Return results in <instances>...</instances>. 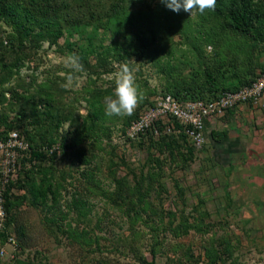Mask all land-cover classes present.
I'll return each mask as SVG.
<instances>
[{"label":"rangeland","instance_id":"1","mask_svg":"<svg viewBox=\"0 0 264 264\" xmlns=\"http://www.w3.org/2000/svg\"><path fill=\"white\" fill-rule=\"evenodd\" d=\"M86 1L95 10L99 8V1L102 12L108 16L115 0ZM122 3L124 7L119 9V15H128L130 19L123 27L124 32L128 30V40L134 39L140 29L141 36L150 35L146 24L136 25L137 21L131 20L139 15L141 4L149 3L157 17L152 25L155 42L144 52L143 62L137 63L133 54L120 62L112 59V72L98 74L71 66L70 58L80 53L79 46L87 44L89 35L98 49L100 45L103 48L110 45L113 39L122 42L123 33L117 35L114 30L122 28L120 22L112 16L111 22L106 23L104 16L99 26L77 28L70 23L59 39L62 48L67 45L65 49L44 42L37 59L29 62L30 66L26 63L5 86L15 87L17 91L24 87L34 90L50 85L51 80L65 75L66 70L74 72V76L64 81L65 98L73 102L82 121L93 109V101H99L96 108L105 111L104 98L113 92V76L121 63L128 64L134 71L139 91L146 93L153 102L158 94L176 88L177 81L181 87L184 79L191 85L189 80L194 75L203 80L205 69L217 59L237 56L233 47L212 44L205 39V31L211 32L214 25L200 14L189 15L183 10L173 12L161 0H124ZM82 4L83 12L87 13L88 6L85 2ZM134 12L136 15L132 16ZM2 27L9 31V26ZM215 52L221 56L218 58ZM93 54L90 61L96 63ZM242 56L241 64L244 63ZM96 89L104 93L96 96ZM141 102L133 113L146 107L147 103ZM14 115L12 112L11 117ZM126 118L128 116H112L106 123L104 119L108 128L98 127L96 138L92 140L97 156L90 164L74 166L63 182L61 209L68 212L70 203H77V208L86 211L81 221L71 211L63 219L57 216L52 222L51 195L42 199L33 190L30 179L22 180V188L18 185L12 188L11 193L19 197L14 199L18 212L16 220L27 231L28 249L20 252L16 238L10 236L13 240L9 242L7 238L0 246L5 250L0 255V264H10L16 257L22 260L27 254L32 257L35 249L41 253L39 258L43 264H142L136 260L128 243H133L147 260L154 257L157 264H264V162L254 174L248 175L247 170L230 173L223 162L211 158L206 138L200 148L193 147L191 158L187 156L190 145L181 137L178 143L181 154H170V148L165 147L161 137L144 138L140 143L138 139L127 141L120 135L121 123ZM79 129L65 122L60 130L72 138L74 131ZM75 143L81 145L80 138ZM19 162L17 178L13 181L29 167L28 162ZM112 162L118 165L113 166ZM142 168L145 173L156 174L157 181L147 200L152 203L133 221V211L129 214L127 211L128 203H123L116 195L114 176L128 175V184L132 186L134 177L129 171L138 172ZM58 177H61L60 172ZM34 179L39 181V175L34 174ZM144 184H148L147 180ZM151 207L166 213L163 221L159 215L151 214ZM170 211L174 219L168 216ZM183 213L189 222L197 224L202 215L205 223L212 227L202 231L193 227L187 233L167 228L165 223L170 219H173L172 227L179 224ZM8 229L13 231L12 227ZM220 238L228 241V253L218 252L210 262L205 249L212 244L216 250Z\"/></svg>","mask_w":264,"mask_h":264},{"label":"trees","instance_id":"2","mask_svg":"<svg viewBox=\"0 0 264 264\" xmlns=\"http://www.w3.org/2000/svg\"><path fill=\"white\" fill-rule=\"evenodd\" d=\"M123 1L115 0L110 8L112 12L110 15L105 16L99 1H97L99 8L95 10L89 7L90 4L86 0H0V137H4L9 131L14 130L24 135L29 146L20 158L21 163L26 164L28 162L29 167L26 169L24 167L25 170L19 174L18 179L11 181L6 188L7 228L5 231L0 232V246L8 237L13 236L16 238V246L20 252L25 253L28 249L27 231L16 220L18 212L17 207L14 206V199L19 197L11 193L12 188L16 185H18V188L23 187L20 184L23 179L32 181L33 190L42 199H47L48 194L51 195L49 209L53 210V217L50 219L52 222L57 219V216L63 219L71 211L75 212L78 220L84 219L83 215L86 214V211L77 208L78 204L75 202L70 203L68 212L61 209L63 182L69 178L74 166L90 164L97 156L92 140L96 138L95 133L98 127L108 128L105 124L106 120L112 117L106 116L105 111L101 112L96 108L99 101L97 103L93 101V109L88 111L81 121V115L77 113L73 102L65 98L67 89L64 81L66 78L74 76V72L72 73L69 70H66L65 75L51 80L50 85L40 86L34 90L24 87L21 91H17L15 87H6V83L17 75L26 63H32L37 59L44 42H47L49 46L56 45L57 48H62L59 45V39L65 35L70 23L76 25L77 28L80 26H99L101 25L100 20L104 16L107 17L105 19L106 23L111 22L112 16L120 22L122 28L114 30L117 35L123 33V40L119 42L113 39L110 45L104 48L100 45V49H98L94 46L92 35H89L86 40L87 44L79 46L80 53L77 55L80 64L83 66L82 71L97 74L101 72L110 73L113 70L110 62L112 59L120 62L132 54L136 55L135 61L137 63L143 62L144 52L148 51L149 45L155 42L152 25L157 17L149 3L141 4L138 11L139 15L135 16V12L132 13V16L135 17L131 20H136V25L146 24V30L151 31H149L150 35L141 36L140 29L135 33L134 39L128 40L130 38L128 30L124 32L123 27L130 22V19H128V15H119V11L124 7ZM83 2L88 6L87 13L83 12ZM201 16L214 25L211 32L205 31V39L212 44L223 43L226 47H233L232 50L237 56L221 59L219 58L221 54L215 52L219 59L205 69L203 80H199V76L194 75L189 80V83H192L191 85L185 83L184 79V82L182 81L184 84L181 87L179 86L181 83L177 81L176 88L170 89L168 93L180 101L214 99L223 91L237 90L252 83L259 72L264 70V65L259 64L260 56L264 53V0H216L215 9L206 11ZM203 23L205 22L203 21ZM2 26L6 28L9 26V31L3 29ZM66 46L64 45L62 49H65ZM92 54L96 56L94 57L96 63L90 61ZM241 56L244 60L243 64L240 61ZM257 68H259L258 72ZM99 93L102 94L104 91L96 89L95 95L97 96ZM143 98L142 101L147 103L146 107L153 104L146 93L143 94ZM142 110L128 116L121 123L120 135L125 140H136L128 138L126 130L131 121L137 118ZM12 112H15L13 117H11ZM104 119L105 123L103 122ZM98 120H101V123ZM65 122H69L76 128L80 127L78 131H74L72 138L65 131L60 130ZM176 136L178 137L171 134L161 137L165 142V147L170 148V154H173V152L181 154L178 145L179 137L187 141L183 134ZM78 138L81 140L79 146L75 143ZM138 140H140L138 142L140 143L144 138ZM53 145H58L59 152L49 150ZM193 149L191 145L187 149L189 158L193 155ZM111 165L117 166L118 164L112 162ZM59 172L61 177H58ZM129 172L134 177L132 186L128 184V175L114 176V181L117 186L116 195L120 197L123 203H128L127 211L128 214L133 211L132 220L134 221L140 217L142 212H146L147 206L152 203L147 200L151 198L157 175L145 173L143 168L139 169L138 172L133 170ZM34 174L39 175V181H35ZM146 180L147 185L144 184ZM23 198L21 197V199ZM164 213L156 207H151V214L159 215L162 221L166 214ZM168 216L173 218L174 213L170 211ZM173 219L165 224L168 225L167 228H172L174 232L187 233L193 227L198 231L212 227V224L205 223V218L202 215L198 224L189 222L184 213L179 224L174 227H172ZM8 227H12L13 231ZM126 239L128 240V238ZM217 242L216 250L212 244L205 249L210 262H213L218 252L228 253V241L220 238ZM128 245H130L133 255L140 263L157 264L154 257L147 260L133 243H128ZM151 251H153V248ZM40 254L35 249L32 257L29 254L22 260L16 257L12 259L10 264H43L39 258Z\"/></svg>","mask_w":264,"mask_h":264},{"label":"built area","instance_id":"3","mask_svg":"<svg viewBox=\"0 0 264 264\" xmlns=\"http://www.w3.org/2000/svg\"><path fill=\"white\" fill-rule=\"evenodd\" d=\"M264 92V70L252 83L237 90L223 91L211 100L191 99L180 101L170 93L158 94L153 104L144 108L128 125L126 136L131 139L159 138L164 135H185L188 143L200 148L205 142V120L209 116H221L245 102L259 103ZM29 146L24 135L12 130L0 137V232L6 230L5 192L11 181L17 178L20 158ZM59 152L58 145L49 148ZM13 240L8 237V241ZM5 250L0 249V255Z\"/></svg>","mask_w":264,"mask_h":264},{"label":"crops","instance_id":"4","mask_svg":"<svg viewBox=\"0 0 264 264\" xmlns=\"http://www.w3.org/2000/svg\"><path fill=\"white\" fill-rule=\"evenodd\" d=\"M259 62L264 65V53ZM204 135L211 158L223 162L230 173H256L264 162V92L257 104L241 103L221 116L207 117Z\"/></svg>","mask_w":264,"mask_h":264},{"label":"clouds","instance_id":"5","mask_svg":"<svg viewBox=\"0 0 264 264\" xmlns=\"http://www.w3.org/2000/svg\"><path fill=\"white\" fill-rule=\"evenodd\" d=\"M161 2L173 12L183 10L189 15H203L206 11L214 10L216 0H161ZM72 67L83 70L79 57L73 55L70 58ZM114 88L112 95L104 98L106 116H131L136 107L143 100V94L136 84L134 71L126 63H121L113 76Z\"/></svg>","mask_w":264,"mask_h":264}]
</instances>
